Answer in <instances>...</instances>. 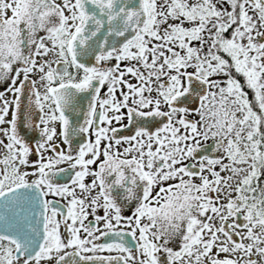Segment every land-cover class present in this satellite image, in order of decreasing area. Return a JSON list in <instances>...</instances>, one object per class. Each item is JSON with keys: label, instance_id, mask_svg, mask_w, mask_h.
<instances>
[{"label": "flooded vegetation", "instance_id": "obj_1", "mask_svg": "<svg viewBox=\"0 0 264 264\" xmlns=\"http://www.w3.org/2000/svg\"><path fill=\"white\" fill-rule=\"evenodd\" d=\"M209 1L240 51L181 65L175 0H0V194L45 202L41 248L0 234V264H235L210 261L211 238L264 236V0ZM187 78L206 94L175 100Z\"/></svg>", "mask_w": 264, "mask_h": 264}, {"label": "rangeland", "instance_id": "obj_2", "mask_svg": "<svg viewBox=\"0 0 264 264\" xmlns=\"http://www.w3.org/2000/svg\"><path fill=\"white\" fill-rule=\"evenodd\" d=\"M184 1H186L187 7H181V4ZM199 1L200 0H175V58L177 59V62L175 63L177 64L184 58L189 59L193 55L195 57L199 56L201 51H221V49L224 48H227L228 51H240V47L235 38L227 40V43L226 40H221L220 26L223 9L218 6V3L214 4L210 1L208 3V0ZM207 6L209 17L205 18V22L201 23L202 9ZM176 8L180 10V13L177 12ZM190 47L198 49L194 50L196 51L194 52L190 49ZM162 52L165 54V51ZM204 56L206 57L204 61L208 63L207 66L215 67L214 61L210 58V56L206 53ZM179 64L183 65L181 62ZM210 77L211 79L217 80L222 78V73L217 68H214ZM43 155L45 157H49L47 152H44ZM218 197L219 196H217V199H215L213 203V207L216 206L218 209H213L212 217L209 222L212 230H215L216 225L221 223L222 219L226 216L224 210L220 208V204L222 205L225 200ZM263 229V226L259 227V230L264 231ZM255 240H257V242L250 248L241 249L235 247H217L219 250H215L216 247L215 245L212 246V244L218 240L211 238L210 243H208V246H210V249H208L209 259L213 262L217 258H223V261H230L235 264H244L250 255L256 253L255 247L262 246V250L260 249V251L256 253L258 255V261L256 264H258V262H261V259H264V236H259L257 233ZM224 257L227 258L224 259Z\"/></svg>", "mask_w": 264, "mask_h": 264}, {"label": "water", "instance_id": "obj_3", "mask_svg": "<svg viewBox=\"0 0 264 264\" xmlns=\"http://www.w3.org/2000/svg\"><path fill=\"white\" fill-rule=\"evenodd\" d=\"M95 27L88 24L85 30H91ZM85 30L79 36L85 34ZM98 51H72L74 58L80 64H86L80 61L82 57L94 60ZM207 92L206 82H193L187 78L186 88L175 97V100L181 97H187L188 94H196L195 99L204 96ZM45 202L40 189L28 184L4 190L0 194V234L9 240H14L21 251L26 255L37 252L45 237Z\"/></svg>", "mask_w": 264, "mask_h": 264}]
</instances>
